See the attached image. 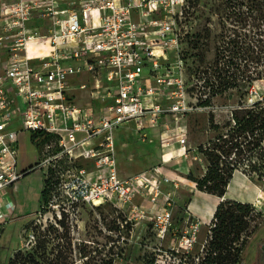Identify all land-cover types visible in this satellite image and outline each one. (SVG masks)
<instances>
[{
	"label": "built area",
	"instance_id": "obj_1",
	"mask_svg": "<svg viewBox=\"0 0 264 264\" xmlns=\"http://www.w3.org/2000/svg\"><path fill=\"white\" fill-rule=\"evenodd\" d=\"M187 9L188 0L0 3V226L10 220L14 206L1 202L5 191L31 168L41 169L51 178V201L57 196L61 203L56 226L68 219L73 205H112L124 217L115 242H134V227L147 223L151 264H189L201 222H190L176 235V200L162 189L170 180L163 166L122 178L114 139L116 129L134 122L141 140H151L147 132L158 129L162 149L177 143L186 157L190 117L214 115L220 110L217 99L241 86L234 62L220 61L219 51L214 70L203 71L200 31L196 20L186 21ZM31 44L37 48L33 55L28 54ZM238 72L248 94L229 111L231 128L234 110L264 108L255 80L245 69ZM82 74L88 81L76 82ZM77 92L86 93L84 104L77 102ZM23 138L32 145L35 161L20 168ZM190 188L196 189L195 183ZM252 210L264 217V200ZM130 258L115 254L110 264H134Z\"/></svg>",
	"mask_w": 264,
	"mask_h": 264
},
{
	"label": "rangeland",
	"instance_id": "obj_2",
	"mask_svg": "<svg viewBox=\"0 0 264 264\" xmlns=\"http://www.w3.org/2000/svg\"><path fill=\"white\" fill-rule=\"evenodd\" d=\"M3 1L5 0H0V3ZM259 9L264 13V0H188L186 21H197V31H200L202 44L200 52L203 71L214 70L215 55L219 51L218 57L220 61L227 63L231 60L238 71L242 72L245 69L248 75L249 73L258 75L257 79L254 77V83L256 89L263 93L259 95L263 96L264 38L260 42L256 41L257 36L250 32L252 30L249 25L243 26L244 19L253 13H258ZM252 11L253 13H251ZM32 24H34L33 21L28 22V25L32 26ZM245 35H251L254 39L245 37ZM260 48L263 49L262 54L259 53ZM36 50L35 45L31 44L28 47V54L33 55ZM260 56L262 57L261 60ZM146 71L147 68L144 69V72ZM237 75V83L241 84L240 87L238 86L240 90L228 91L217 99V103L220 104L219 111L214 115L211 113L195 114L190 117L188 144L189 147H194L222 132L227 135L224 138L226 142H217L216 140L213 142L224 148L225 152L222 154L225 158L230 155L227 158L230 161L232 159H244L245 164L248 163L247 161L257 163L259 162L257 155L255 153L251 156L248 154L247 149L251 145H246L243 142V135L239 136L238 140L242 142L239 152L232 154L227 151V146H230L231 139L236 136L232 133L233 129L229 125L231 122L229 120V111L235 103L245 100L248 94L247 87L242 84L239 77V72H237ZM75 81L87 82L88 76L82 74ZM77 94V102L84 104L87 101L86 93L77 92ZM210 119H212L213 124L214 121L218 122L217 130L211 128ZM172 126L174 125H170V127ZM159 134V130L154 129L151 130V133L147 132L151 140H141L137 134L134 122L125 123L115 130L116 166L122 178L140 173L148 168H154L163 163L161 159L162 147L159 146L158 142ZM22 140L24 141L19 148L18 166L31 164L35 161V152L29 140L24 138ZM193 151L191 150L188 155L190 159L194 157ZM199 158L196 168H193V174L196 176H201L203 173V158L201 156ZM168 166L173 167L172 170L178 168L179 174L184 178L191 168L189 166L188 169H185L179 162H172ZM43 173L41 169H33L27 172L8 188L1 197V202L9 200L15 207L13 206L10 220L3 223L0 227L3 228L0 238V264H9V259L19 249L23 252L34 253L38 264H110L115 254L120 255L121 253L129 254L131 257L130 262L134 264H148V259H151V233L148 226H146L147 223H140L134 227L132 235L134 242H131V240L115 242L114 236L118 234L117 224L123 222L124 217L118 214L112 205L103 204L97 208H91L88 205H73L69 209L68 219H63L64 226L61 224L56 226L54 224L55 217H57L56 210L58 207L56 206L58 204L61 205V203L57 196L51 201L49 188H47V199L42 206L43 203L40 200L44 181ZM253 177L256 178V174H253ZM175 179L180 181L177 177ZM175 183L172 180H164L162 189L167 191L179 189L181 193L185 194L179 198L181 207L185 209L184 200L191 194L189 191L192 189L190 187L193 186H190L187 182H182L183 184L178 183L176 187L174 186ZM49 200L50 205L47 204ZM137 201L139 202V199ZM63 203L68 205L69 201L63 200ZM182 208H175L176 210L173 213L176 235H182L190 222H192L190 218H182ZM39 212H41L40 215ZM127 225L130 226L129 224ZM255 225L263 226L264 217L256 215L254 220L246 227V232L253 229ZM246 232H241L240 240L234 244L235 247L245 237ZM119 233L123 236H128L126 235L128 233L127 229H121ZM211 234L208 226H202L199 229L196 234V242L189 250L187 257L189 264H209L212 259L208 260V255H211L212 252H216L221 256H225L228 251L232 252V248L230 250V248L226 247V244L230 243L228 240L232 238V235L224 243L215 240L211 244ZM112 240L113 243H111ZM234 245L231 241L230 246L233 247ZM252 254L254 253H249L250 260L251 256H253ZM83 255L85 256L83 257ZM197 257H199L198 260H196Z\"/></svg>",
	"mask_w": 264,
	"mask_h": 264
},
{
	"label": "trees",
	"instance_id": "obj_3",
	"mask_svg": "<svg viewBox=\"0 0 264 264\" xmlns=\"http://www.w3.org/2000/svg\"><path fill=\"white\" fill-rule=\"evenodd\" d=\"M253 8V7H252ZM251 8V9H252ZM253 13V11L251 12ZM249 25L251 28L252 34L256 35V41L260 42L264 38V13L259 9L258 13H253L244 19L243 26ZM254 30V31H253ZM234 32V31H233ZM238 37V36H237ZM254 39L251 35H245ZM235 38V36H234ZM260 54L263 53V49L260 48ZM262 57L260 56V60ZM258 60V59H256ZM235 79L237 78L238 69L236 68ZM250 80H254V77L257 79L258 75L251 73L248 75ZM236 85V90L238 89ZM234 127H232V133L236 135L230 141V146H227L228 153L236 154L239 152L242 142H239V136L243 135V142L245 144H250L251 146L247 149L248 154L257 155L259 162H249L245 164L244 159L242 160H233L230 161L224 157L222 153L225 152L222 146H219L217 142L223 141L222 132L218 133L217 136L211 137L205 142H201L194 147H189L187 150L190 154L191 150H194L192 153L196 159L191 163V168L186 173L185 178L189 181L195 183L196 190L204 191L207 193L215 194L218 196H223L226 191L227 184L236 170H240L250 179L264 183V148L262 146V141L264 139V108H260L257 104L255 109H239L233 111ZM190 122V121H189ZM211 128L215 130L218 129L217 124L212 123V119L209 120ZM230 125V123H229ZM190 134V126H189ZM198 156H196V155ZM203 158L204 165L202 164V175L196 176L193 174V168L197 166V162L200 160L198 157ZM33 170L32 168L30 169ZM253 174H256V178L253 177ZM51 181V178H45L43 181V189L41 191V200L40 202H46L47 199V188ZM264 185V184H263ZM252 205L248 203H241L234 200H222L216 207V210L211 220V244L213 241L217 240L220 243H224L230 235L232 238L228 240L230 243L233 242V245L240 240V234L242 231L246 232V227L249 226L250 222L254 220L256 215L252 212ZM60 224L63 225V220L60 221ZM1 227V226H0ZM259 228L258 225H255L253 229L245 233L237 247H233L229 244H226V247L232 248V252L228 251L225 256L218 255L216 252H212L211 255H208V260H211L209 264H245L241 258V254L248 242V239L256 232ZM3 232V228H0V238ZM225 247V248H226ZM85 255H83L84 257ZM211 256V257H209ZM148 264L152 263L151 259H148ZM9 264H38L34 253L23 252L22 250H17L14 252L13 256L9 259Z\"/></svg>",
	"mask_w": 264,
	"mask_h": 264
},
{
	"label": "crops",
	"instance_id": "obj_4",
	"mask_svg": "<svg viewBox=\"0 0 264 264\" xmlns=\"http://www.w3.org/2000/svg\"><path fill=\"white\" fill-rule=\"evenodd\" d=\"M37 23V22H36ZM151 133V130H149ZM159 138V137H158ZM115 139V136H114ZM159 142V140H158ZM116 144V142H115ZM160 146V142H159ZM262 146L264 148V139L262 141ZM164 155V162L160 165L163 166V173L169 177L170 180L176 182L175 186L177 187L178 183L183 184L182 182L177 181L175 177H183L179 174L178 168L168 166L170 163H180L183 165V168L188 169L191 166V159L189 156L182 155L183 149L177 143H174L171 148L168 150L162 149V154ZM161 154V159H162ZM35 158V157H34ZM29 164L19 165L20 168H25ZM142 172V171H141ZM135 175V174H134ZM129 176V175H127ZM132 176V175H130ZM264 184V183H263ZM250 179L247 175H245L240 170L234 171L232 174L227 187L225 194L223 196H218L215 194L207 193L204 191H199L196 189H191L189 192L191 193L185 201V209H183L180 203V196L185 195L180 192V190H172L174 199L176 200L175 208H182L181 216L182 218H190L192 221H200L201 227L206 226L213 219L214 212L216 210L217 205L222 200H234L241 203H248L253 205L256 201L264 200V185ZM44 186V184H43ZM177 196V197H175ZM15 207V205H14ZM174 208V210H176ZM264 241V225L259 227L256 232L248 239V242L242 252L241 258L245 262V264H259V255H260V243ZM252 245V247H251ZM251 247V249H249ZM254 253L251 256V260L249 253Z\"/></svg>",
	"mask_w": 264,
	"mask_h": 264
},
{
	"label": "bare ground",
	"instance_id": "obj_5",
	"mask_svg": "<svg viewBox=\"0 0 264 264\" xmlns=\"http://www.w3.org/2000/svg\"><path fill=\"white\" fill-rule=\"evenodd\" d=\"M174 178H176V177H174ZM180 181L179 182H187L190 186H193L194 187V182H192V181H189V180H187V179H185L184 177H180V176H178L177 177Z\"/></svg>",
	"mask_w": 264,
	"mask_h": 264
},
{
	"label": "water",
	"instance_id": "obj_6",
	"mask_svg": "<svg viewBox=\"0 0 264 264\" xmlns=\"http://www.w3.org/2000/svg\"><path fill=\"white\" fill-rule=\"evenodd\" d=\"M260 251H261V255H262V264H264V241L260 243Z\"/></svg>",
	"mask_w": 264,
	"mask_h": 264
},
{
	"label": "flooded vegetation",
	"instance_id": "obj_7",
	"mask_svg": "<svg viewBox=\"0 0 264 264\" xmlns=\"http://www.w3.org/2000/svg\"><path fill=\"white\" fill-rule=\"evenodd\" d=\"M262 259H263V258H262L261 251H260V255H259V258H258V260H259V264H262V262H263Z\"/></svg>",
	"mask_w": 264,
	"mask_h": 264
}]
</instances>
